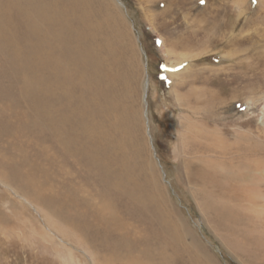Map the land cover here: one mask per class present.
<instances>
[{
    "label": "rangeland",
    "instance_id": "obj_1",
    "mask_svg": "<svg viewBox=\"0 0 264 264\" xmlns=\"http://www.w3.org/2000/svg\"><path fill=\"white\" fill-rule=\"evenodd\" d=\"M102 1L124 40L100 14ZM119 1L20 0L31 7L11 16L10 32L0 37L11 46L0 42V264H142L133 257L153 253L163 238L179 264H264V219L259 234L240 217L215 219L200 204L214 188L202 191L195 174L206 162L253 172L249 183L261 186L249 191L264 195V168L259 175L252 163L264 161V0ZM35 3L48 10L38 27L26 16ZM45 56L55 58L51 71ZM12 58L56 109L59 135L37 125V94L21 93ZM129 59L133 90L115 105L117 113L138 110L137 134L164 187L174 240L146 197L131 140L113 117L103 121L101 102L118 92L122 70L125 89ZM30 173L46 179V189L30 187Z\"/></svg>",
    "mask_w": 264,
    "mask_h": 264
},
{
    "label": "bare ground",
    "instance_id": "obj_2",
    "mask_svg": "<svg viewBox=\"0 0 264 264\" xmlns=\"http://www.w3.org/2000/svg\"><path fill=\"white\" fill-rule=\"evenodd\" d=\"M117 2H119V0ZM106 3H108V2H106ZM35 4L37 6V9H36V7H34L33 9L31 8L30 10L32 11V13L30 14L31 11H28L29 13H28V15H26L27 19H28V22L33 27L35 26L34 24L37 25V21H38L37 17L40 16V14L45 15V13H48V10H43L42 11V10H40L38 8V4L37 3H35ZM25 5H28V7L29 6L31 7V3L30 2L28 4H24L22 2L20 3V0H1V2H0V37H1L2 40L5 39L6 36H7L6 34L10 32L9 29H11V25H12V23L10 22V19L12 18L11 16H15L14 15L15 13H17L19 16H21L23 14V11H24L23 9H24ZM22 6H23V8H22ZM99 8L101 10V11L99 10L100 14L104 17L106 23H108V25L110 26L112 32L117 37V40H119V39L124 40L125 36L128 37L127 33L124 32V30H122L119 27L118 21L116 20L117 18H115V15H116L115 11H113L115 13V15H113V13L110 10V6H108V5L106 6L104 4V1H102V4L99 5ZM113 10H115V9H113ZM12 12H14V13H12ZM55 12H56V10H55ZM37 27H38V25H37ZM125 31H126V29H125ZM0 42H2V41H0ZM3 43H5V48H9V47L11 48V46H9V41L8 40H5V42H2V44ZM90 47L92 48V44L90 45ZM2 48H3V46H2ZM15 50H16V48H12V49H9V50L6 49L8 54H11ZM90 51H91V49H90ZM121 53H122V51H121ZM187 53H189V52H187ZM46 56H45V58H46L45 64H46V67H47V65H49L50 62H54L55 61V58L52 59V57L49 56L50 58L48 59L47 58L48 56L47 57ZM122 56H124V55L122 54ZM51 59H52V61H51ZM11 60H12L11 61L12 65L10 64L9 66L16 73L17 78L19 79V82L21 83V85H20L21 90H22L21 93L22 94H26L27 90H33L37 94V98H36L35 102L33 101L32 105H31L37 125L39 127L46 126V128H48V129L51 128V130H55L56 133L59 135L61 133L59 131L61 130L60 125L62 126V119H58L57 118L56 113L54 112V111H56V109H54L52 107L51 102H48L47 100H45L44 97H42L40 95V89L36 86V83H34L30 79V77H29V79L26 78V76L24 74V70L22 69L21 64L17 63V62L14 63L13 62V58ZM126 63L128 64L127 65L128 69L126 70V73H125V89H124V87L120 86L121 85V81L123 80V70H122L121 73L118 72V78L119 79H118V83H116V88H117L118 92L110 93L109 96H107L106 99H104L103 102H101V106L103 107V108H101L102 111H103L102 112L103 113V121L104 122L109 121L111 119V117H113V119H114L113 125L115 126V125L118 124L119 125L118 127L120 128V131L122 130L123 131L122 133L125 134L129 140H131V142H132V150L131 151H132V156H133V162L135 161V163L137 165V168L143 173V179L146 182V186H147V188H146V197L152 203L156 214L159 217L164 219V220H161V225H160L161 231L164 233L165 236H169V237L173 238V240H174L176 238L175 233H177V232L175 231V225L172 224L171 221L169 220V211H167L168 208H167L166 204L163 201V199H164V196H163L164 195V187L158 181L155 171L154 170H149V167L152 166V164H151L150 159H149V157H148V155L146 154V151H145V147H144L145 141L143 140L142 135L137 134L139 132L138 131L139 130L138 129V123L140 124V121H139V118H138L139 117L138 116L139 115L138 110L136 111V109H134V106L132 105V107H129V108L126 106L128 108V109L126 108V112H125L124 109H121V112L117 113V109H116L117 105H115V103H117L120 98H125L128 101V96L130 95V91L133 90L132 82H133V79H134V71L132 70V61H130V59H129L128 62L126 60ZM37 65H38V63H37ZM51 65H53V63H50V66L47 67L48 70L50 69V71L54 68V67H51ZM116 81H117V77L115 79V82ZM185 82H181L182 83L181 85L183 86L185 84ZM42 85L45 86V87H48L49 84L46 81H44V82H42ZM180 90H181V88H180ZM30 93L31 92H28L27 95L30 94ZM177 93H179V92L177 91ZM188 93H190V92H188ZM188 93L186 92V94H184V93L183 94H179V96H180L179 100L182 99V98L183 99L184 98H189L188 97L189 95L187 96ZM45 96H46V94H45ZM194 101L197 102V100H195V99H194ZM186 106H188V105L186 104ZM195 109L197 110L196 107H195ZM112 111H114V112H112ZM194 112L196 113L195 110H194ZM198 112H199V110H198ZM145 114H146V111H145ZM126 121L130 125V127L127 128L128 133L126 132V129H125ZM185 122H187V121H185ZM185 126H186V130L188 132L189 127H191V122H189V120H188L187 125H185ZM183 136L188 138L187 134L186 135L183 134ZM214 141H216V140H214ZM128 145H130V144L128 143ZM252 163H253V166L255 168L259 169V170L256 169L257 172L259 171V173H260L259 175H262V170L264 168V161L260 160V162H259V161H255L254 160V162H252ZM219 167L220 166L217 165V163L210 165L208 162H206L205 164H203L202 166L198 167L195 170V174H197V182L201 186L200 189L202 191L204 190V191L208 192L209 190H207V187L214 188L213 190H211V192H213V195L210 192H208L207 195L205 194L206 195L205 197L201 196L200 204L203 206V209L205 211H210L211 210L212 212H214L215 213L214 215H216L215 219L219 218L221 216L222 219H224V220H232L233 221V219H232L233 217L235 219L236 218L239 219V217H240V219L243 220V224L247 226V229H249V230L252 229L253 231L255 230V232L259 234V232H258V230L260 228L259 226L263 224L260 221H261V219H264V218H262V216L260 215L261 211L258 210V208L264 209V203L262 205L258 206V204L255 203V200L256 199H260V200L264 201V195H263V197H259L258 198V196L254 195L249 190L253 189V191H254V188H256V187L259 190L261 185L259 183H258V185L254 184V183L253 184L249 183L250 179L252 178V175H253L252 173L253 172L252 173L251 172H245V173L243 172L242 173V172H238V171L235 172V171H232V170L226 171L223 168L219 169ZM217 170H220L222 173L224 172L223 173L224 174L223 177H221L217 173ZM251 170H253V169H251ZM24 179L27 180L29 186L32 187L33 189H35L36 191H40V190L46 189L45 187H47V184H48L46 179L43 178V181H42V178L39 179L38 176L35 177V175L33 173L25 174ZM262 179H264L263 176H259L258 177V180H262ZM226 180H227V182H225ZM49 184H51V183H49ZM25 185H27V184H25ZM31 193H33V192H31ZM261 194H263V193H261ZM35 196H36V194L33 193V198L34 199H35ZM252 196L255 197L254 201H253V197ZM40 210L43 211L42 209H40ZM249 214H251L252 216H250ZM45 215H47V214H45ZM11 218H13V217H11ZM255 219H259L257 221V223L253 222ZM230 223H231V221H230ZM234 223H236V221ZM48 224L50 226V222ZM252 224H254V226ZM50 227H52V226H50ZM240 234H243V233H240ZM244 235H246V233ZM258 238L259 237L256 236L255 240L253 242L254 243L257 242V244H259L258 242H260V240ZM168 239L167 238L160 239L159 240L160 243L158 245H156L155 250H154L153 253H151L149 251H147V252L144 251V253L139 252L135 257H133L134 261H136V263H142V264H168L169 260L170 259L172 260V258H173L172 254H171V251H169V248L166 245V243L168 242ZM175 242H176V240H175ZM116 243H118V242H116ZM108 254H110V253H108ZM176 254L174 255V259L172 260V262H170V264H179V262H178L179 260L177 261V259H181V257H180L179 254H177V255ZM115 255H116V253H115ZM193 259L195 260V257Z\"/></svg>",
    "mask_w": 264,
    "mask_h": 264
},
{
    "label": "snow or ice",
    "instance_id": "obj_3",
    "mask_svg": "<svg viewBox=\"0 0 264 264\" xmlns=\"http://www.w3.org/2000/svg\"><path fill=\"white\" fill-rule=\"evenodd\" d=\"M201 2H203V0H201Z\"/></svg>",
    "mask_w": 264,
    "mask_h": 264
},
{
    "label": "water",
    "instance_id": "obj_4",
    "mask_svg": "<svg viewBox=\"0 0 264 264\" xmlns=\"http://www.w3.org/2000/svg\"><path fill=\"white\" fill-rule=\"evenodd\" d=\"M118 1V0H117ZM120 2V1H119Z\"/></svg>",
    "mask_w": 264,
    "mask_h": 264
}]
</instances>
